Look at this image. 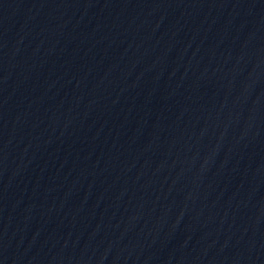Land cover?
I'll return each mask as SVG.
<instances>
[{
	"label": "water",
	"instance_id": "95a60500",
	"mask_svg": "<svg viewBox=\"0 0 264 264\" xmlns=\"http://www.w3.org/2000/svg\"><path fill=\"white\" fill-rule=\"evenodd\" d=\"M0 264H264V0H0Z\"/></svg>",
	"mask_w": 264,
	"mask_h": 264
}]
</instances>
